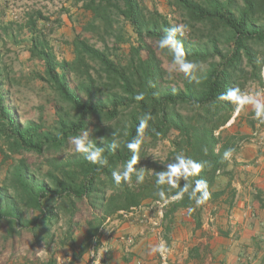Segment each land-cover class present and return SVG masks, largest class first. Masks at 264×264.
Masks as SVG:
<instances>
[{
    "label": "trees",
    "instance_id": "16d2710c",
    "mask_svg": "<svg viewBox=\"0 0 264 264\" xmlns=\"http://www.w3.org/2000/svg\"><path fill=\"white\" fill-rule=\"evenodd\" d=\"M172 4L183 12L188 25L199 23L208 29L211 36L207 42L202 43L191 41L185 35H177L189 61L198 64V67L203 63H210L203 74H198V79L195 70L187 76L182 86L176 87L163 84L164 71L160 61L155 52L142 43L146 36L159 41L166 35V30L173 26L157 11L147 15L139 0H88L84 3L106 27L110 20L106 7L109 5L115 6L118 14L131 24L141 45L131 47L130 61L126 65H118L106 52L80 38L74 40V59L59 62L44 34L35 29L34 19L29 20L34 32L28 49L30 56L41 61L45 77H40L49 84L59 101L69 106V109H63L65 111L57 110L58 119L53 127L46 126L43 121L39 124L20 123L8 101L10 89L5 84L7 74H4L0 49V139L7 144V150L2 152L5 158L22 151L42 154L45 149L62 148L75 136L81 137L83 133L90 135L93 125L95 129L91 133L105 135V141L94 138L91 146L93 149H101L102 155L107 158L105 166L91 163L84 158V154L63 163L64 179L56 188L36 182L30 176L26 158L19 159L8 171L4 185L0 187V222L7 224L3 236L5 240L24 229L33 234L34 243L53 240L55 235L50 227L58 222L57 206L60 209L67 205L71 217L66 235L60 242L65 244L74 230V198L89 197L94 202L100 201L99 208L104 213L102 217L89 222L85 243L79 251L82 254L94 242L99 246L101 229L108 217H121L118 214L121 210L130 211L148 199L161 201L158 196L161 190L168 198L167 207L193 208L191 214L198 222L203 204L196 206L195 200L189 198L191 188L180 198L172 200V197L181 192L189 182L194 187L195 180L199 179L208 183L211 196L206 202H215L224 193V188L215 187L219 177L229 178L232 173L229 166L233 159H224V152L231 149L235 157L243 146L242 143L246 140L249 142L251 133L248 135L227 131L225 126L234 116L236 106L231 101L221 99V94L228 89L244 86L241 80L250 78L246 67L251 70L250 76L258 79L264 86V0H172ZM91 26L95 27L93 24ZM219 38L226 46L225 51L218 45ZM142 48L147 49V58L141 56ZM166 52L172 59L171 52ZM216 56H219V61H211ZM87 59L97 62L106 73L111 86L107 95H99L88 68L85 72L90 81L72 87L69 73L86 68ZM78 88L86 91V99L79 94ZM141 93L144 99L136 100L135 97ZM145 113H150L151 119L143 140L146 137L157 141L168 137L172 131L175 133L171 140L173 149L164 163V171L169 164L177 162L178 155H182L204 165L199 175L190 178V181L179 179L177 187L170 190L168 185L155 183L158 172L145 177L142 183L136 181L135 174L127 182L122 180L117 184L114 181L112 172H120L119 168L123 171L126 163L132 159L133 153L126 145L136 138L139 118ZM125 116L126 123L122 128L126 132L120 135L119 127L114 125L118 126L120 118ZM251 116H255L254 110L251 111ZM95 118L99 120L98 125L93 124ZM251 121L253 131L256 122L255 119ZM100 124L106 125L103 127ZM116 135H120L119 141L115 138ZM113 143L118 145L115 149L111 148ZM145 145L147 142L143 141L138 149L137 160L144 154ZM105 179L113 189L108 199L104 197ZM24 209L31 210L34 214L26 217ZM44 264H56V260L50 259Z\"/></svg>",
    "mask_w": 264,
    "mask_h": 264
},
{
    "label": "rangeland",
    "instance_id": "374dc122",
    "mask_svg": "<svg viewBox=\"0 0 264 264\" xmlns=\"http://www.w3.org/2000/svg\"><path fill=\"white\" fill-rule=\"evenodd\" d=\"M88 0H0V49L2 53V66L7 74L5 79L9 87L8 101L18 115L22 125L27 123H41L42 121L48 127L56 125L57 112L69 109V106L60 102L49 84L44 82L45 77L43 64L40 60L32 58L29 52L31 44L32 25L29 24L31 18L34 19L35 29L41 31L50 43L59 62L72 61L75 57L74 40L76 38L87 41L90 45L106 52L109 57L118 65H126L130 61L131 47H139L141 42L134 32L131 24L118 14L115 6L108 7L107 13L110 17L109 25L106 27L101 19H96L94 13L84 6ZM143 5L147 15L154 11L159 12L166 18L172 26L187 25L184 29V35L191 41L207 42L211 36L208 29L199 23L188 25L187 19L182 11L172 4V0H139ZM91 24H93L92 27ZM143 44L153 50L160 61V66L164 71L163 84L165 86L176 87L183 85L187 79L186 74L180 72L178 66L172 62L165 49H160L159 41L146 36ZM218 45L225 51L226 46L223 40L219 38ZM141 56L147 58L146 48L141 49ZM219 56L214 60L219 61ZM88 66L82 71L70 72L68 75L72 87H77L83 82L90 81L85 70H89L95 86L98 88L100 96L110 93L109 79L101 66L93 61L86 60ZM209 63H203L197 67L196 79L198 74H203L209 67ZM248 72L247 79H242L243 87H240L242 93L249 95H264V86L258 79L250 76V68L246 67ZM41 76V77H40ZM262 78L264 76L262 74ZM79 94L86 99L87 93L84 89L78 88ZM58 110V111H57ZM253 110L251 105H245L238 113L235 111L230 122L225 126L230 133H241L244 128H252V119L257 123L258 118L251 116ZM73 114V112H72ZM121 121L114 127H119L118 132L125 133L123 125L126 123V116L120 118ZM233 123L232 125H230ZM93 124H99L97 118ZM106 124H100L105 126ZM95 129L94 125L91 126ZM122 128V129H121ZM82 134L86 142H92L94 138L105 141V135L91 133ZM93 134V135H92ZM120 135L115 136L119 141ZM173 131L168 137L157 141L150 138H144V154L137 160V173H142L144 177H151L155 172L164 171V163L172 151L171 140L174 138ZM257 147L264 151L263 148ZM7 150V144L0 139V187L4 185L8 171L21 158H26L29 166V173L36 182L46 183L52 188H56L58 183L64 179L62 174L63 163H67L79 158L83 153L75 149V145L70 139L62 148L45 149L42 154L35 152L22 151L13 153L9 158H5L2 153ZM119 171H122V169ZM226 176H221L217 180L215 187L224 188V192L230 193V185L227 184ZM104 197L107 199L112 195L113 189L110 183L105 179ZM224 186V187H223ZM226 186V187H225ZM4 194V192L2 191ZM12 195L11 192H8ZM222 198V197H221ZM148 199L146 201H149ZM220 200L218 198L216 201ZM61 202V201H60ZM75 207L72 221L74 230L71 237L65 244H61V239L65 237L69 226L71 213L68 206H57L56 215L58 222L54 223L50 229L54 233L53 240L42 243H34L33 234L24 229L21 233L15 232L14 236L7 240L3 238L7 228L6 222H0V264H44L48 260H56V264H71L72 262H84L87 258L88 250L79 254L80 249L85 243L86 234L89 228V222L95 221L96 217H102L104 211L100 209V201L94 202L89 197L83 199L74 198ZM207 205V202L203 206ZM202 206V208H203ZM204 209H201L203 212ZM26 217L33 215V211L24 209ZM105 224H109L107 219ZM235 235V234H234ZM103 245V242H101ZM84 258L82 259V257Z\"/></svg>",
    "mask_w": 264,
    "mask_h": 264
},
{
    "label": "crops",
    "instance_id": "0c3cea01",
    "mask_svg": "<svg viewBox=\"0 0 264 264\" xmlns=\"http://www.w3.org/2000/svg\"><path fill=\"white\" fill-rule=\"evenodd\" d=\"M251 132L246 127L241 133ZM229 169L230 193L207 202L199 222L184 208L167 207L160 217L152 200L127 219L113 215L98 242L110 249L108 264H160L149 249L161 238L170 249L168 264H264V151L246 142Z\"/></svg>",
    "mask_w": 264,
    "mask_h": 264
},
{
    "label": "clouds",
    "instance_id": "9594fccd",
    "mask_svg": "<svg viewBox=\"0 0 264 264\" xmlns=\"http://www.w3.org/2000/svg\"><path fill=\"white\" fill-rule=\"evenodd\" d=\"M186 27L187 25H178L168 28L166 30V35L159 40L158 46L160 49H166L171 52L172 62L178 66L180 72L190 75L197 69L198 64L189 61L186 58L183 43L181 40L177 39V35H184V29ZM135 99L138 101L143 100V93L138 94ZM221 99L233 102L236 106L235 110L237 113L241 111L245 105H251L254 110L255 117L264 121V95H249L242 93L239 88H235L228 89L225 93H222ZM150 119V113H145L139 118V125L136 129L137 136L126 145V147L133 153L132 159L126 163L123 171L112 172V177L117 184H119L122 180L125 182L129 181L132 174L136 175V181L138 183H142L144 181V175L137 174L134 166L137 163L138 149L143 143L145 129ZM72 143L75 145L77 152L84 154V158L86 160L101 166H105L107 164V158L102 155V150L98 148L93 149L91 142H86L84 138L75 136L72 138ZM117 146L118 145L113 143L111 148L115 149ZM231 153V149L226 150L224 152L223 158L228 159L231 156ZM176 160V163L168 165L166 171L157 174L155 180L157 185H168L170 186V190L171 188L177 187V181L179 179L183 178L190 181V178L199 175V173L202 171V168L204 167L201 162L195 161L190 157L185 158L182 155H178ZM194 184L195 186L192 187V183L189 182V184L186 185L181 192L176 194V196L172 197V199L182 197L184 193L188 192L189 188H191L189 198L195 200L196 206L204 204L211 196V193L208 189V183L204 179H199L195 180ZM197 193H199V195H197ZM158 196L165 204L168 203V198L163 190L158 193ZM193 211V208L188 209L189 214H191ZM168 251L169 249L163 244L153 245L149 249V255L159 253L161 256H163Z\"/></svg>",
    "mask_w": 264,
    "mask_h": 264
},
{
    "label": "built area",
    "instance_id": "2783aa9c",
    "mask_svg": "<svg viewBox=\"0 0 264 264\" xmlns=\"http://www.w3.org/2000/svg\"><path fill=\"white\" fill-rule=\"evenodd\" d=\"M262 74L264 76V66L262 68ZM248 141L255 143L256 145H259V147L264 149V121L258 119V121L255 125V129L251 132V137ZM246 142H247V140L244 141L242 143V145H244ZM233 158H234V154L231 153V156L228 158V160H232ZM145 205H147V204L144 203L138 207H133L130 211L121 210L118 213L121 216L120 221L127 219L131 212H134L140 208H143ZM149 205L157 207V210H158L157 213L160 217L164 216L165 209L167 207V203L165 204L163 201H151L149 203ZM111 220H112V217L107 218V222H110ZM102 231H103V228L101 229V232ZM125 240H127V242H129V243L133 242L132 237H127V238H125ZM160 241H161V244L165 245L169 249L164 238H161ZM109 253H110V249L107 245L104 244V245L98 246L97 243L94 242L90 246V248L88 249L87 258L83 264H108ZM169 253H170V249L163 256H161L158 253L159 259H160V264H168Z\"/></svg>",
    "mask_w": 264,
    "mask_h": 264
}]
</instances>
